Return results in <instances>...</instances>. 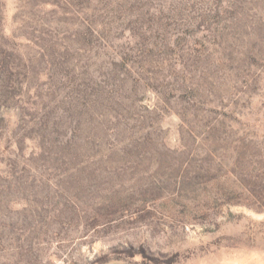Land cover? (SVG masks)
Segmentation results:
<instances>
[{"label":"rangeland","instance_id":"374dc122","mask_svg":"<svg viewBox=\"0 0 264 264\" xmlns=\"http://www.w3.org/2000/svg\"><path fill=\"white\" fill-rule=\"evenodd\" d=\"M264 264V0H0V264Z\"/></svg>","mask_w":264,"mask_h":264},{"label":"water","instance_id":"95a60500","mask_svg":"<svg viewBox=\"0 0 264 264\" xmlns=\"http://www.w3.org/2000/svg\"><path fill=\"white\" fill-rule=\"evenodd\" d=\"M105 264H122V263H119V262H112V263H105Z\"/></svg>","mask_w":264,"mask_h":264}]
</instances>
